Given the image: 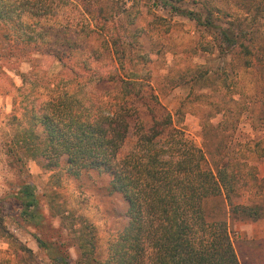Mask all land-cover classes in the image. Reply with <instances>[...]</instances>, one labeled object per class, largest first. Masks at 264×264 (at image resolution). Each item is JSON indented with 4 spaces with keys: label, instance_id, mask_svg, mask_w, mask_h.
Listing matches in <instances>:
<instances>
[{
    "label": "trees",
    "instance_id": "trees-1",
    "mask_svg": "<svg viewBox=\"0 0 264 264\" xmlns=\"http://www.w3.org/2000/svg\"><path fill=\"white\" fill-rule=\"evenodd\" d=\"M118 3L0 0V23L12 28L8 38L23 49L50 55L63 67L61 74L36 76L32 87L43 85L51 92L43 97L31 96L30 75H21L20 102L14 99L13 111L0 126L3 150L21 173L30 159L44 158L49 168L64 162L71 172H106L111 188L123 194L128 222L112 236L103 261L96 256L95 235L73 228L81 264H241L229 218L255 220L264 210L257 200L245 203L234 197L242 196L247 176L254 183L263 178L257 167L240 161V153L237 163L223 152L210 160L204 147L176 125L175 114L153 92L150 72L136 70L140 41L117 31L126 14L128 23H135V4L124 3L122 11ZM170 6L200 24L219 27L220 49L241 46L247 55L255 54V37H248L246 29L234 23L217 26L209 14L203 21L197 11ZM91 41L99 44L83 53ZM143 111L151 116L149 125ZM12 196L19 206L17 220L33 223L41 217L34 184L23 181ZM210 198L221 201L219 216L206 210ZM4 207L0 203L2 233ZM35 237L56 264H72L64 249L54 252L53 242L42 234ZM19 248L34 256L21 242Z\"/></svg>",
    "mask_w": 264,
    "mask_h": 264
},
{
    "label": "rangeland",
    "instance_id": "rangeland-1",
    "mask_svg": "<svg viewBox=\"0 0 264 264\" xmlns=\"http://www.w3.org/2000/svg\"><path fill=\"white\" fill-rule=\"evenodd\" d=\"M119 2L118 9L124 11V3L135 4L131 12L138 13L134 24L128 23L131 18L127 14L121 18L117 30L140 41L136 70L150 72L153 92L175 114L176 125L204 147L210 160H218L217 153L223 152L237 163L240 153L241 162L257 167L263 180L254 183L247 176L242 196L234 198L245 203L257 200L264 210V0ZM171 3L197 11L203 21L209 14L217 26L234 23L246 29L248 37H255V54L247 55L241 46L220 49L219 27L198 23L176 12ZM11 32L12 28L0 23V126L13 111L14 99L20 102L22 74L30 75L27 87L31 96L43 97L51 92L43 85L32 87L36 76L63 71L55 58L34 47L23 49L8 38ZM99 41H91L83 53ZM246 43L252 44V40ZM148 98L155 101L150 95ZM142 118L151 123L148 112L143 111ZM2 138L0 134V200L5 204L6 223L5 232H0V259L5 264H56L36 240L35 234H42L53 242L54 252L64 249L72 264H81L73 233V228H80L95 235L96 256L103 261L112 236L128 222L127 202L121 192L111 188V177L99 170L71 172L64 162L49 168L44 158L28 160L21 173L4 152ZM246 170L244 167L243 172ZM23 181L35 185L39 200L41 217L33 223L17 220L19 206L12 192L19 190ZM205 205L211 216L222 213L217 198H210ZM229 227L241 264H264V215L255 220L230 217ZM19 242L32 249L34 256L24 255Z\"/></svg>",
    "mask_w": 264,
    "mask_h": 264
}]
</instances>
